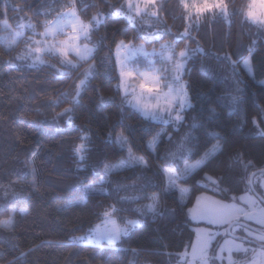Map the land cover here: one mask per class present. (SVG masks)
Wrapping results in <instances>:
<instances>
[{
    "label": "trees",
    "instance_id": "trees-1",
    "mask_svg": "<svg viewBox=\"0 0 264 264\" xmlns=\"http://www.w3.org/2000/svg\"><path fill=\"white\" fill-rule=\"evenodd\" d=\"M125 1L0 0V264H175L196 236L188 208L200 193L228 201L252 194L256 171L262 195L255 178L264 173V25L244 16L249 0H228V16L206 17L198 29L188 27L179 0H156L157 15L135 21ZM70 6L92 24L93 53L78 63L36 51ZM17 31L23 36L9 45ZM119 41L192 48L183 77L193 107L179 126L145 118L129 103ZM190 135L199 137L193 145ZM181 145L192 147L187 163L203 159L184 176L183 195L166 190L160 171ZM129 151L149 166L113 169ZM111 208L121 222L139 217L141 224L117 243L73 241ZM7 218L11 224L1 226ZM245 255L239 263L252 252Z\"/></svg>",
    "mask_w": 264,
    "mask_h": 264
},
{
    "label": "rangeland",
    "instance_id": "rangeland-1",
    "mask_svg": "<svg viewBox=\"0 0 264 264\" xmlns=\"http://www.w3.org/2000/svg\"><path fill=\"white\" fill-rule=\"evenodd\" d=\"M155 1L126 0V15L134 21L141 14L150 13L156 16ZM252 4L255 6L253 8V11H255L264 7V0H252ZM65 11L42 32L36 42V51L39 54L53 52L59 56L61 55L66 61L78 63L79 60L88 58L93 53V46L86 40L92 24L79 16L75 6H70ZM221 13H224L225 16L229 15L227 6ZM147 24H152V21H147ZM22 36L23 33L17 31L12 41L8 40L9 45H15L16 41ZM173 45L174 43L170 41H164L156 47L147 46L143 42L119 41L117 43L115 55L118 71L120 72L122 92L129 96V101L137 95H139L141 102L144 104L164 103L171 99L168 95L169 93L176 95L177 93L187 92L189 97L187 81L183 77V72L188 58L192 54V48L185 46L180 50H176ZM182 51L186 53L184 56H181ZM246 62L248 66H246ZM243 64L249 72H253L250 56L244 60ZM181 65L183 66L181 67ZM128 71H132L136 75L125 79L121 73ZM141 73L150 74L145 82L157 85V91L149 93L140 89V82L144 79ZM87 76L88 73L79 82L78 92L82 90L83 82ZM153 76L156 79H153ZM261 82L264 83V78ZM131 104L134 106L133 103ZM178 105L179 100L177 99L175 107H178ZM134 108L141 113L145 110L142 107L134 106ZM155 112L157 115H161L159 108ZM184 113L182 114L184 115ZM164 115L166 116L167 114L165 113ZM155 121L164 123L163 120ZM173 124L177 127L180 123ZM121 141H123V138L119 137L118 142L124 147V142L122 145ZM128 155L114 165L113 169L120 170V168L130 165ZM199 160L201 161L199 162ZM199 160L191 164H202L203 159ZM255 180L264 196V173L257 176ZM179 187L188 190L182 185H179ZM196 199L194 205L188 208L191 219L198 223L194 227L196 236L189 250L186 253H181L179 261L175 264H264V233L262 231L239 224H234L231 227L234 234H238L239 237L229 235L228 231V227L232 222L237 221H245L256 225L264 231V203L258 196L254 193H243L238 199L228 201L219 199L210 193H200ZM202 209H212V212L208 215H202ZM224 212L227 214H223ZM129 219L138 220L139 224H141L139 217L127 218L121 222L117 214H113L111 208L87 232L74 235L73 241L87 244L117 243L133 228L126 224ZM11 222V218L4 219L1 222V226H7ZM122 229H127V232L125 233ZM217 240L219 241L217 242ZM216 242L217 246L211 252V246ZM247 252H252V255L243 263H239L240 260L246 257L245 254Z\"/></svg>",
    "mask_w": 264,
    "mask_h": 264
},
{
    "label": "snow or ice",
    "instance_id": "snow-or-ice-1",
    "mask_svg": "<svg viewBox=\"0 0 264 264\" xmlns=\"http://www.w3.org/2000/svg\"><path fill=\"white\" fill-rule=\"evenodd\" d=\"M228 0H179V6L185 16V19L188 23L189 28H199L200 23L206 18V17H212L215 18V16L220 13L222 10H224L227 6ZM255 6L252 4V0H249L248 7L244 10V16L252 20L253 23L264 25V7H261L260 9H257L253 11V8ZM230 26V21H228ZM184 35H188V32L185 31ZM186 53L184 51L181 52V56H184ZM183 65H181L182 67ZM246 66H248V63L246 62ZM121 75L125 77H134L136 74L132 71L128 72H122ZM141 75L144 77L143 80L140 82V89L146 90L147 92L151 93L153 91L158 90V86L155 84H148L145 81L149 77V73H141ZM153 79H156V77H152ZM171 99L157 104H144L141 102L139 95L134 96L132 100L129 101V103H133L136 107H142L145 109L143 111V116L145 118H151L153 120H163L166 124H179L185 120V116L182 114L185 109L192 108L193 105L190 102V99L188 97L187 92L177 93L176 95H172L171 93L168 94ZM179 100L178 107H175V102ZM159 108V111L161 115H157L155 110ZM214 111V110H211ZM167 114L166 116L164 114ZM255 123V120L253 121ZM204 127V123L201 124V128ZM264 134V133H262ZM208 137L210 138H217L219 136L218 132H208ZM199 137L190 135L188 137V143L190 145H193L194 142L198 141ZM121 144L123 145V141H121ZM154 141L148 142V149H151L153 147ZM215 148L219 149V144L215 145ZM193 155L192 147L185 148L183 145H181L176 153H173L172 155V164H169L168 167H165L163 169H160L162 171L163 175L167 178V189L172 188H178L181 195L184 194L187 189L179 187V185L184 181V176L189 173L190 171L194 170L199 166V164H191L187 163V159L189 156ZM168 158L165 157V161ZM184 160V168L181 170L176 165L179 164L180 160ZM128 160L130 161L129 166H139L147 168L149 166L148 160L144 158L143 156L136 157L132 154L131 151H129ZM206 179H209V177H206ZM139 198V197H136ZM128 199V198H124ZM149 211H154V205L149 204L147 205ZM116 209L112 208L113 214L115 213ZM212 212V209H202L201 214L202 215H208ZM223 214H227L224 212ZM127 225H130L131 227H136L139 225L138 220L129 219L126 221ZM122 231L127 232V229H122Z\"/></svg>",
    "mask_w": 264,
    "mask_h": 264
},
{
    "label": "water",
    "instance_id": "water-1",
    "mask_svg": "<svg viewBox=\"0 0 264 264\" xmlns=\"http://www.w3.org/2000/svg\"><path fill=\"white\" fill-rule=\"evenodd\" d=\"M262 171H263V169L261 170V172H262ZM255 173H256V171L252 172V175H251L250 180H249V184L251 185V188H252L254 194H255L256 196H258V197L262 200V202L264 203V196H262V195L256 190L255 185H253L254 176L256 175ZM234 224H239V225H242V226L245 225V226H248V227H250V228H252V229H256L255 225L249 224V223H247V222H245V221H243V222H240V221L232 222V224L228 227L229 235H231V236L233 235V236H236V237H237V234H234V232L231 230V227H232V225H234ZM257 230H258V229H257ZM259 231H260V230H259ZM262 232L264 233V231H262Z\"/></svg>",
    "mask_w": 264,
    "mask_h": 264
}]
</instances>
